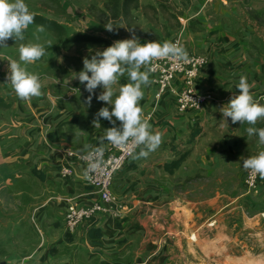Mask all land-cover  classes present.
Segmentation results:
<instances>
[{
    "label": "rangeland",
    "instance_id": "rangeland-1",
    "mask_svg": "<svg viewBox=\"0 0 264 264\" xmlns=\"http://www.w3.org/2000/svg\"><path fill=\"white\" fill-rule=\"evenodd\" d=\"M25 2L29 11L34 13L33 22L40 24H30L24 32L23 41L14 42L12 39H8L5 42L6 46L0 47V101L11 100L14 112H16L17 105L25 110L26 115L30 111V115L26 116L28 120L34 115L32 102L38 104L40 97L44 98L40 101L41 103L39 102L40 106L45 108L47 106L52 110L58 109L59 104L62 103L61 99L67 98L70 102V98L74 95L78 96L77 102L71 101L74 113L81 110L84 113L83 120H90L89 115H85V113L91 112L94 115L101 106L105 105V102L97 101L95 98V94L100 89L97 88L94 91L91 103L87 104L85 97L88 93L84 90L83 85L77 79L69 78L73 75V71H79L82 68V58H90L97 49L108 46L114 40L130 38L133 33L141 43L145 40L176 43L183 47L187 57L203 56L206 58L207 65H212L210 60L220 59V55L211 53L213 50H219L220 44L224 49L229 47L228 54L231 56H240L247 52L246 46L250 49L253 43H258L257 40L264 41V0H25ZM258 11H261L259 17ZM108 24L113 25L112 31H108L104 27ZM20 43H40L45 47L44 55L39 60L26 65L28 71L38 75L42 85L41 95L35 97L34 101H32V97L18 98L6 81L7 60L18 59L17 49ZM258 45L264 46L261 41ZM206 47L208 50L205 49ZM46 63L49 64L48 67H45ZM204 68L205 66L198 69L196 79V86L201 93L209 92L208 89L200 87V83L204 81ZM182 79L184 76H178L172 82L176 89L183 87ZM150 81L147 86H143V99L146 96L148 99L159 102L161 98L156 99L154 95L155 86L151 80V74ZM124 83H128L126 75L119 78V84ZM52 85L58 86L59 89ZM63 93L66 94V97L61 95ZM209 93L215 99L214 93ZM258 95L261 94H257L254 98L258 99ZM167 98L169 97L165 99ZM2 102H0V146L2 142L6 141L7 135L12 132L11 120H15V117L11 115L6 117L5 110L8 106ZM258 102L264 104L260 100ZM28 106L30 110L27 108ZM3 113L5 114L3 115ZM202 120H204L203 117L200 121ZM117 123L119 124V122ZM72 131L74 130L72 129ZM86 131L87 128L83 130V133ZM1 132L3 133L1 134ZM207 132L203 136L195 137L191 144L181 143L175 159L184 152L192 153V156L189 157L191 160L189 166L195 168L197 172L194 161H198L196 159L198 156L203 160L205 152L203 148L210 146L206 140L211 138L209 140L211 143L212 138L216 137L210 131ZM2 135L4 137H1ZM11 138L12 142L6 145L7 148L12 149L10 153L16 152L17 148L31 147V145L26 146L25 143L32 139L27 138L23 132H20V137ZM73 143L78 147L72 138L71 145ZM215 151H221V155L226 156L220 162L219 172L206 175L205 171L206 174L196 175V172L192 171L188 180L184 177L185 173L178 174V186H174L175 201L172 202V212L171 215L168 213L166 217L168 229L165 230V235L151 234L149 240L151 239L152 242L149 244L144 242L140 244V240H138L139 237L141 239L140 234L128 236L126 233L115 239V246L131 240L130 245L125 247L124 253L129 258L125 264H136L137 262L140 264L142 261H146L148 264H264V217L261 215L264 213V193H262V190L264 192V181L260 183L257 191H249L242 183L246 170L242 174L240 171L235 174L232 169L230 161L233 160L234 153H227L225 149L221 150L219 147ZM2 152L4 153V151ZM27 154L28 151L23 154L24 161L30 165L32 157ZM42 167H44L43 173L46 175L47 165L44 163ZM17 170L20 171V174L14 177V182L12 180L10 182L16 183V186L21 188L18 195L20 199L17 202L8 201L0 207V234L8 235L6 243L1 245V248L11 251L22 250L27 246L29 250L31 244L39 242L42 248L48 249L52 246L49 248V253H51V249L56 248V245L58 248H62L60 253L65 254L64 259L68 260V264H99L97 258L101 259L100 256L98 254L90 256V248L83 237L76 240L78 245L66 248L63 247L65 244L59 245L54 241L47 242V238L44 236V224L51 218H54L52 221L59 227L56 231L62 232V234L67 232L63 220L65 206L56 203L50 210L51 207L45 205L43 219L39 216L33 218L34 215H32L33 229L31 226L23 224L24 218L29 219L30 214L36 213L33 209L38 210L44 197L41 194V188L32 186L30 184L32 182L26 181L27 175L33 176L32 178L37 182L41 176L32 172L26 174L22 165H18ZM50 179L48 176V179L44 182L41 181L40 185L45 182L50 184L52 182ZM42 188L45 190L44 186ZM8 189L14 191L13 188ZM215 192L221 193L222 197L227 198L228 206L232 205V210L239 213L236 219L241 218L242 223L241 228H234V226L228 230H226V223L225 228H222L215 238L212 234L210 235L211 242H206L201 239L199 231L189 225V216L186 213L184 215V212L188 214L189 202L210 197ZM11 215L19 216L20 226L15 220H11ZM231 216L235 219L233 214ZM217 223L215 219H210L203 226L207 225L214 229ZM29 227L31 230L28 231ZM85 229L87 230L84 226V231ZM75 230H78V227ZM150 231L156 232L153 227ZM10 232H13L15 236L12 239L9 237ZM194 232L195 241L192 240ZM49 235V237L54 236L53 234ZM155 239L161 240H157L156 244L162 242L164 246L169 245L167 251L162 254L163 261L161 262L159 261L161 255L157 253L153 257H146L151 251H155L156 245L153 242ZM223 245H226L225 249L222 247ZM146 258L148 261L145 260ZM3 260H5V256H3ZM172 260L174 261L172 262ZM56 264L59 262L57 261Z\"/></svg>",
    "mask_w": 264,
    "mask_h": 264
},
{
    "label": "crops",
    "instance_id": "crops-1",
    "mask_svg": "<svg viewBox=\"0 0 264 264\" xmlns=\"http://www.w3.org/2000/svg\"><path fill=\"white\" fill-rule=\"evenodd\" d=\"M258 13L259 17L261 11H258ZM259 41L264 45L263 40H257L258 43ZM258 43H253L250 49L246 46L247 52L240 54V56H231V54H228L230 52L229 47L224 49L221 47V44L219 50L211 52L214 55H220V59L210 60L212 65L205 66L204 81L200 83V87L213 92L215 99L213 98V102L207 104L199 111L178 113L174 109V103L171 98L165 99L166 97H164L157 102L148 99L146 96L144 99L142 97L139 101L142 114L145 111L152 112L149 118L151 131L159 133L161 142L147 157L134 158L133 156L115 175L111 190L113 195L124 205L121 218L111 220L110 218L102 217L103 219L97 221L96 225H86L87 230L85 229L84 231L83 227V229L76 230V233L73 234H69L68 232L62 234V232L56 231L59 227L52 221L54 218H51L49 222H45L44 224V236H46L47 242L54 241L59 245L65 244L63 247L66 248L78 245L76 240L83 237L90 248V256L96 254L100 256L101 259L97 258V263H127L129 258L126 257L124 251L127 245H130L131 240L115 246V239L126 233L128 236L140 234L141 239L140 237L138 238L140 244L143 242L149 244L152 242L151 239L149 240L151 234L154 233L156 236L166 234L165 230L168 229L166 217L168 213L171 215L172 212V202L175 201L173 194L174 186H178V174L185 173L184 177L188 180L190 178L189 174L192 171L196 172V170L189 166L191 163L189 157L192 156L190 152H187L185 159L180 165L171 171L164 169V164L175 159L176 154L179 152L177 149L181 143L191 144L195 137L203 136L204 133H208L207 131H210L216 137L212 138V144L209 141L211 138L206 140L210 146H204L203 160L198 156L196 158L198 161H194L197 169L196 175H201V173L206 174V172V175H210L213 172H219L221 169L220 162L226 156L221 155V151H215L218 147L221 150L225 149L227 153H234V158L230 161L232 169L235 171V174L238 171L242 174L245 169L241 167V159L264 151V144H260L256 136L249 137L247 135L245 128L249 125L246 123H232L230 119L224 121L220 108L228 101L231 95L238 91L234 85L240 75H244L247 78L253 98L257 94L264 93V52H262L264 46H260ZM205 49L208 50L207 47ZM205 52L208 53V51ZM209 55L211 58L210 53ZM45 65V67L49 66L47 63ZM52 86L59 89L56 85ZM61 95L66 97L64 93ZM74 96L70 99L73 102H77L78 96ZM34 99L35 97H32V101ZM43 99L40 97L38 104L32 102L34 105V115L29 120L26 116L30 115V111L26 115L25 110L20 105H17L16 112H14L12 101H3L8 106L5 110L6 117L11 115L15 117V120H11L12 123L10 125L13 126L12 132L7 135L6 141L2 142L0 146V207L8 201L17 202L20 199L18 195L21 192V188L17 187L16 183L10 182V180L14 182V177L20 174V171L17 170L18 165L24 167L26 174L32 172L37 176H41L39 182L34 181L33 176H26L28 183L32 182L30 183L32 186L41 188V194L44 197V201L39 205L38 210L35 211L36 208L33 209L36 213L30 214L29 219L24 218L23 220V224L31 226L32 229L33 225L31 222L34 223L32 215H34L33 218L39 216L43 219L45 205L51 207L50 210H52V207L56 203L65 206V199L67 198H73L80 202L93 200V194H90V189L83 181L82 168L75 161V155L83 153L93 146H105L108 144L107 141H104L102 144L98 143V138L103 134L105 128L112 126L109 121L100 118V127H97L96 123L93 122L94 115L91 112L89 114L85 113V115H89L90 120H83L84 113L81 110H77L74 113L75 110H73L72 102H69L67 98L65 100L61 99L62 103L59 104L58 109L52 110L47 106L46 108L40 106L39 102ZM163 99L165 100L162 101ZM27 108L29 109V106ZM17 115L21 117L19 118ZM202 117L204 120L200 121ZM255 126L264 127V120H258ZM86 128L87 131L83 133V130ZM20 132L25 133L27 138L32 139L30 142L25 143L26 146L31 145V147L28 146L27 149L26 147L25 149L17 148L16 152L10 153L12 149L7 148L6 145L12 142L10 140L12 139L11 137H20ZM4 135L1 137H4ZM72 138L78 147L74 143L71 145ZM200 140L203 141V139ZM68 149L73 152L72 156L68 157L66 155L65 152ZM27 151V155L32 157V161L29 162L30 165L24 161L23 154ZM235 153L237 154L235 155ZM44 163L47 165L46 175L43 173L44 167L42 165ZM64 164L71 165L74 169V175L68 178L60 176L59 169ZM211 165H213V168H211ZM48 176L49 179L51 178L50 180L53 184L50 185L51 183L45 182L40 185L41 181L44 182L48 179ZM43 186L45 190L42 188ZM8 188H13L14 191H10ZM262 193H264L263 190ZM227 201V198L222 197L221 193L215 192L210 197L189 202L190 208L188 214L184 212V215L186 213L189 216V225H192L193 229L199 231V235L204 241L211 242L210 235L212 234L213 238H215L220 233V230L225 228L226 223V230L234 226V228H241V218L236 219L239 213L233 211L232 205L229 207ZM232 214L235 219L232 218ZM210 219H215L216 223L218 222L214 229L207 225L203 226ZM11 220H15L17 225L20 222L18 215L14 217L11 215ZM202 226L203 228H201ZM152 227L156 232L150 231ZM27 230L29 231L31 228L29 227ZM90 230L95 234L100 233V236L89 237L88 232ZM49 234H53L54 236L49 237ZM193 235L195 236V232ZM7 237L8 235L0 234V248L1 245L6 243ZM9 237L11 239L15 237L13 232H10ZM178 237L180 238V236ZM157 240L161 241L160 239L153 241L156 245L155 251H151L146 257H153L157 253L161 255L159 258L161 262L163 261L162 254L164 251H167L169 245L164 246L162 242L156 244ZM55 247L50 250L51 253H49V248H42L39 242L31 244L29 250L27 246L22 250L11 251L1 248L0 262L2 264H56L58 261L59 264H68V260L64 259L65 254L60 253L62 248H58L57 245ZM222 247L225 249L226 245ZM137 253L139 255V252ZM3 256H5V260H3ZM145 260L148 261L147 258Z\"/></svg>",
    "mask_w": 264,
    "mask_h": 264
},
{
    "label": "clouds",
    "instance_id": "clouds-1",
    "mask_svg": "<svg viewBox=\"0 0 264 264\" xmlns=\"http://www.w3.org/2000/svg\"><path fill=\"white\" fill-rule=\"evenodd\" d=\"M33 18L34 13L29 11L25 0H0V47L6 46L8 39L23 41L24 32ZM104 27L108 31L113 30L112 24ZM17 51L18 59L7 60L6 81L18 98L38 97L42 87L40 79L37 74L28 71L26 65L39 60L45 47L40 43H20ZM185 56L183 47L176 43L156 40L141 43L133 33L130 38L117 39L97 49L90 58H82V68L73 71L69 79L75 78L83 85L88 93L85 97L87 104L91 103L94 91L100 89L95 98L105 102V105L94 113L93 122L100 127L99 119L102 118L112 125L105 128L98 143L107 141L111 145L126 147L134 158L147 157L154 151L161 140L159 133L151 131L149 121L142 114L139 101L144 95L143 86L151 82L150 65L153 60H182ZM124 75L128 83L119 84V78ZM234 87L238 91L220 108L223 120L246 123L249 125L245 128L247 135L256 136L259 143L264 144V127L255 126L258 120H264V104L254 100L244 75L239 76ZM102 159L103 148H92L88 153L86 174L96 169ZM241 167L248 170L253 178L258 175L264 179V151L242 158Z\"/></svg>",
    "mask_w": 264,
    "mask_h": 264
},
{
    "label": "built area",
    "instance_id": "built-area-1",
    "mask_svg": "<svg viewBox=\"0 0 264 264\" xmlns=\"http://www.w3.org/2000/svg\"><path fill=\"white\" fill-rule=\"evenodd\" d=\"M207 61L203 56H185L182 60L172 58L153 60L150 65V74L155 86L154 95L156 99L159 97L161 99L164 97L171 98L174 109L178 113L199 111L209 104L210 101H213L212 95L209 92H199L196 86L198 69L206 66ZM178 76H184L181 89H176L172 83ZM255 100L264 103V93ZM151 114L152 112H147L143 116L149 121ZM95 147L103 148V159L96 169L88 171L86 174L89 163L88 153ZM65 153L68 157L73 155L70 149L66 150ZM132 158L133 153L129 149L110 143L105 146H93L87 151L75 155V161L82 168L83 181L90 189V194H93V200L86 202H80L73 198L66 200L63 220L69 234L76 233V227L80 230L86 225H96L97 221H101L104 217L111 220L121 218L124 205L113 195L111 186L115 175ZM59 174L61 177L68 178L74 175V169L70 164H64L61 165ZM243 178V186L249 191H256L260 183L264 181L258 175L255 178L250 176L248 170H246ZM261 215L264 217V213ZM140 264L148 263L142 261Z\"/></svg>",
    "mask_w": 264,
    "mask_h": 264
},
{
    "label": "trees",
    "instance_id": "trees-1",
    "mask_svg": "<svg viewBox=\"0 0 264 264\" xmlns=\"http://www.w3.org/2000/svg\"><path fill=\"white\" fill-rule=\"evenodd\" d=\"M32 23H35V24H40L39 22H32ZM187 155V152H184L182 154H180V156L174 160H171L170 162L164 164V169L168 170V171H171L172 169H175L177 168L180 163L185 159ZM88 236L89 237H99L100 236V233H92L91 230L88 232Z\"/></svg>",
    "mask_w": 264,
    "mask_h": 264
},
{
    "label": "bare ground",
    "instance_id": "bare-ground-1",
    "mask_svg": "<svg viewBox=\"0 0 264 264\" xmlns=\"http://www.w3.org/2000/svg\"><path fill=\"white\" fill-rule=\"evenodd\" d=\"M194 238H195V236L193 235V236H192V240H193V241H194Z\"/></svg>",
    "mask_w": 264,
    "mask_h": 264
}]
</instances>
